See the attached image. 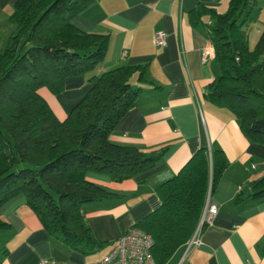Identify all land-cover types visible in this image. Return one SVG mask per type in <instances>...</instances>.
<instances>
[{"label":"trees","instance_id":"obj_1","mask_svg":"<svg viewBox=\"0 0 264 264\" xmlns=\"http://www.w3.org/2000/svg\"><path fill=\"white\" fill-rule=\"evenodd\" d=\"M91 1L15 0L9 15L15 29L0 48V206L23 194L51 234L83 253L111 241L96 239L82 205L114 196L89 181L86 172L122 180L154 166L165 151L109 139L141 92L131 77L150 81L145 63H123L92 74L91 87L64 118L38 91L44 86L58 93L66 77L89 73L104 59L110 35L87 31L73 21ZM256 2L229 0L223 12L199 5L189 19L205 28L220 68L206 97L230 109L244 133L264 144V28L252 47L242 29L251 22ZM227 163L221 148L200 146L175 174L155 185L160 204L134 225L152 235L151 252L158 264H166L186 245L199 225L200 234L206 228L207 221L200 224L206 194ZM248 196L264 199V173L251 182ZM7 226L0 217V229Z\"/></svg>","mask_w":264,"mask_h":264},{"label":"crops","instance_id":"obj_2","mask_svg":"<svg viewBox=\"0 0 264 264\" xmlns=\"http://www.w3.org/2000/svg\"><path fill=\"white\" fill-rule=\"evenodd\" d=\"M14 2L0 0V18H7L11 28L9 15ZM228 2L92 0L73 18L80 28L110 35L106 55L89 73L66 77L60 92L53 93L42 86L39 93L57 117L64 118L91 87L92 74L123 63H145L150 81L139 82L136 74L131 77L134 84L141 86V92L109 139L143 150L165 147L154 166L122 180L101 172H86L89 181L114 193L82 205L96 239L111 241L103 247L105 253L129 226L160 204L155 185L175 174L198 147L207 146L221 148L228 161L210 191L217 212L184 262L182 245L166 264H264V199L248 196L251 182L264 173V144L244 133L230 109L206 97V88L220 68L214 56L202 61V50L209 47L214 54V48L205 28L195 26L189 19L190 11L199 5L223 12ZM259 11L255 26L252 20L246 26L248 42L250 30L255 31L256 42L264 28V0ZM203 19L210 20L208 15ZM0 22L1 26L4 20ZM157 30L166 33L163 46L154 42ZM239 195L242 199L237 200ZM0 217L8 223L0 229V247L8 249L6 253L0 249V264H38L44 258L72 264L89 262L43 226L23 194L5 201L0 206Z\"/></svg>","mask_w":264,"mask_h":264},{"label":"built area","instance_id":"obj_3","mask_svg":"<svg viewBox=\"0 0 264 264\" xmlns=\"http://www.w3.org/2000/svg\"><path fill=\"white\" fill-rule=\"evenodd\" d=\"M154 42L158 46L166 43V33L163 30H157L154 34ZM123 56L126 51H123ZM213 51L207 47L202 50V61L208 57H213ZM217 212V204L210 200V189L207 191L205 203L201 213L200 224L203 221H210ZM200 225L196 228L192 237L186 242L185 254L191 247L200 243ZM153 244L152 235L138 227L137 225L129 226L126 231L118 237L111 245L110 249L100 258L89 261L84 264H158L154 258L151 247ZM38 264H72L67 261L56 259H40Z\"/></svg>","mask_w":264,"mask_h":264},{"label":"rangeland","instance_id":"obj_4","mask_svg":"<svg viewBox=\"0 0 264 264\" xmlns=\"http://www.w3.org/2000/svg\"><path fill=\"white\" fill-rule=\"evenodd\" d=\"M262 3H263V0H257L256 5L254 6V9H253V12H252V24L253 25L255 24L254 23L255 22V19H257L259 21V16H260L259 15V13H260L259 7H260V4H262ZM0 19H1V21L4 20L3 24H1V26H0V48H3L7 44L8 37H9L10 33L13 31V29H15V24L12 23L13 24V27L11 28V26L9 25V23L7 21V18H3V20H2V16H1ZM242 29H243V32L246 34L247 27L246 26H243ZM254 37H255V31H253V29H252V30H250V36H249V42H250V45L251 46H253L254 43H255L254 42L255 41L254 40L255 39ZM131 82H132V84H134L133 79L131 80ZM75 250H77V249H75ZM77 252L83 258H85L86 261H94V260L99 259L105 253V248H101V249H98V250H95V251H92V252H87V253H83V252H81L79 250H77ZM188 254H189V250L184 255L182 262H184V260L188 256Z\"/></svg>","mask_w":264,"mask_h":264}]
</instances>
